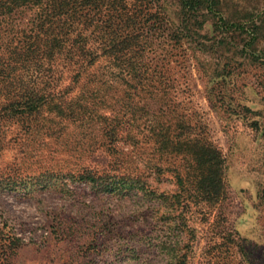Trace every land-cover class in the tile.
I'll use <instances>...</instances> for the list:
<instances>
[{
    "label": "rangeland",
    "instance_id": "rangeland-1",
    "mask_svg": "<svg viewBox=\"0 0 264 264\" xmlns=\"http://www.w3.org/2000/svg\"><path fill=\"white\" fill-rule=\"evenodd\" d=\"M221 2L227 19L254 21L257 42L246 54L243 45H218L209 55L155 35L137 65L153 87L132 96L136 121L123 126L137 143L105 131L132 117L122 102L123 80L132 82L127 66L101 57L77 79L80 68L65 63L53 74L24 73L30 88H45L57 103L3 123L0 264H264V62L248 57H264V0ZM168 14L176 27V7ZM228 57L238 78L223 104L224 86L208 71L220 76ZM159 132H170L177 147L159 151ZM204 143L224 160L213 198L202 195L208 169L191 150ZM87 170L99 184L69 176ZM118 175L146 181L147 191L107 192ZM12 239L20 241L13 252Z\"/></svg>",
    "mask_w": 264,
    "mask_h": 264
},
{
    "label": "trees",
    "instance_id": "trees-1",
    "mask_svg": "<svg viewBox=\"0 0 264 264\" xmlns=\"http://www.w3.org/2000/svg\"><path fill=\"white\" fill-rule=\"evenodd\" d=\"M221 4V0H0V133L7 119H17L20 124L22 116H36L49 101L57 103L51 100L55 97L45 88H30L28 84L34 81L26 80L25 72L29 73L31 69L53 74L52 68L56 63H65L80 68L74 75L77 79L81 70L104 57L110 64L127 66L132 75V82L123 80L126 89L122 100L127 108L132 109V117L128 120L118 118L113 124L108 122L105 131L111 133L108 137L118 131L127 133L126 138L137 143V136L127 132L129 129L123 126L130 125L128 121H136L132 96L153 87L147 72L137 65L140 64L138 58L142 57L155 35L161 38L168 35L176 43L186 39L190 44H198L202 52L207 51L209 55H213L211 52L218 45L227 50H238L243 45L241 51L246 54L247 49L257 42L259 31L254 21L227 19ZM172 7H176L175 15L179 22L176 27L168 14ZM79 23L82 24L81 31L75 27ZM207 25H210L211 32L206 30ZM90 30L91 34L86 35L85 32ZM248 57L253 62H264V57L257 56L254 51ZM224 61L220 76L215 75L219 73L218 69L217 72L214 69L208 71V74L212 81L220 79L224 91L219 101L226 104L228 87H232L230 84L236 81L238 75L237 68L231 66L232 57ZM127 71L123 72L124 75ZM44 86L50 87L48 83ZM169 133H158L156 144L162 153L176 146ZM2 143L4 140L0 137V145ZM191 150L198 164L208 169L199 183L202 195L207 198L219 195L224 164L222 155L208 143L194 145ZM60 175L55 174L56 177ZM41 176L51 178L49 174ZM69 176L92 184H99L102 179L90 170L76 178L72 174ZM113 177L114 183L106 188L109 193L130 192L133 189L147 191L146 181L121 175ZM106 183L110 182L107 180ZM5 184L13 185L11 182ZM15 241L20 242L10 240L12 252L18 246Z\"/></svg>",
    "mask_w": 264,
    "mask_h": 264
}]
</instances>
